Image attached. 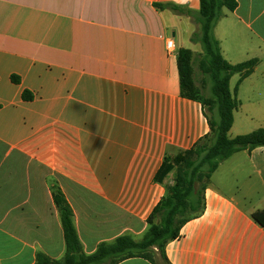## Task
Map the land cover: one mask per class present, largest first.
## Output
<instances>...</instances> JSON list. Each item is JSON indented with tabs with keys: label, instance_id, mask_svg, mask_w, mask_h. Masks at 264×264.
<instances>
[{
	"label": "crops",
	"instance_id": "obj_1",
	"mask_svg": "<svg viewBox=\"0 0 264 264\" xmlns=\"http://www.w3.org/2000/svg\"><path fill=\"white\" fill-rule=\"evenodd\" d=\"M237 2L214 33L230 64H257L231 78L240 102L231 138L264 127V0ZM157 4L200 9V0H0V264L65 256L56 188L85 254L121 235L141 239L173 182L155 179L164 160L210 132L177 66L199 25ZM204 195V212L167 245L169 263L264 264V223L252 217L264 211V147L223 161Z\"/></svg>",
	"mask_w": 264,
	"mask_h": 264
},
{
	"label": "trees",
	"instance_id": "obj_2",
	"mask_svg": "<svg viewBox=\"0 0 264 264\" xmlns=\"http://www.w3.org/2000/svg\"><path fill=\"white\" fill-rule=\"evenodd\" d=\"M237 6V0H200V9L194 12L174 4H157V8H169L189 16L199 25L200 31L192 34L191 42L200 43L202 52L197 56L189 48L181 49L177 55V66L181 94L203 105L210 132L193 148L164 160L155 179L164 183L173 175V182L166 185L165 195L148 217V228L141 239L121 235L113 242L101 243L94 253L85 254L74 225L72 208L61 190L56 188L53 198L63 226L66 253L60 260L39 253L35 264H119L135 257L145 258L153 264H170L166 247L179 238L186 223L204 212V194L220 164L239 151L264 147V127L234 138L229 136L234 113L240 107L230 89L231 78L239 74L238 83L242 82L257 64V59L230 64L223 57L220 41L215 36L216 25L227 11H234ZM196 64L200 75L211 83L209 94L197 82ZM24 98L30 100L32 95L25 93ZM252 217L260 224L264 223V211L253 213Z\"/></svg>",
	"mask_w": 264,
	"mask_h": 264
},
{
	"label": "rangeland",
	"instance_id": "obj_3",
	"mask_svg": "<svg viewBox=\"0 0 264 264\" xmlns=\"http://www.w3.org/2000/svg\"><path fill=\"white\" fill-rule=\"evenodd\" d=\"M197 31L199 32L200 30L198 29ZM186 45H187L186 48H189V49L193 50L197 56L202 52V46H201L200 43L199 44H195V43H189L188 42ZM195 69H196L197 82L200 85L204 86L205 87V93L209 94L210 93V86H211L210 81L208 79L203 78L202 75H200V71L198 70L197 64L195 66ZM172 177H173V175H172ZM132 237H134L136 239H140V237H137V236H134V235Z\"/></svg>",
	"mask_w": 264,
	"mask_h": 264
},
{
	"label": "built area",
	"instance_id": "obj_4",
	"mask_svg": "<svg viewBox=\"0 0 264 264\" xmlns=\"http://www.w3.org/2000/svg\"><path fill=\"white\" fill-rule=\"evenodd\" d=\"M166 49H167V52L172 56L177 54V47L173 39L167 40Z\"/></svg>",
	"mask_w": 264,
	"mask_h": 264
}]
</instances>
